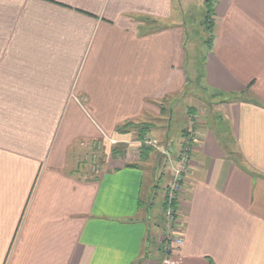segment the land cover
Masks as SVG:
<instances>
[{
  "label": "crops",
  "instance_id": "crops-1",
  "mask_svg": "<svg viewBox=\"0 0 264 264\" xmlns=\"http://www.w3.org/2000/svg\"><path fill=\"white\" fill-rule=\"evenodd\" d=\"M175 3L0 0V264H137L163 229L173 176L141 143L169 140L163 102L185 97ZM213 8L202 81L226 101L185 128L181 240L147 264H264V0ZM81 141L110 151L98 178L75 171Z\"/></svg>",
  "mask_w": 264,
  "mask_h": 264
},
{
  "label": "rangeland",
  "instance_id": "rangeland-1",
  "mask_svg": "<svg viewBox=\"0 0 264 264\" xmlns=\"http://www.w3.org/2000/svg\"><path fill=\"white\" fill-rule=\"evenodd\" d=\"M177 3H175V7L177 8V12L175 13L177 18L181 19L182 22L185 24V28H186V52H187V64H186V71H187V80H188V84H187V88L185 89V97L183 99H181L180 101L177 100V97H174V99L170 100L169 102L167 100H165L163 102V108L162 110L166 109L165 112L161 111V115L164 118V122L166 123V125H162L160 124L161 121L159 123H157V126H164L165 129L168 130L167 134L169 135V140H167L166 138L164 139H160L157 138L153 135H150L149 133L146 134L144 136V139L142 141V145L145 147L150 148V150H153L155 152L158 153V158H157V162L161 161V163L163 162L164 165L167 167V170L171 173V175L174 178V175L176 172H174L172 165H174V160L173 158H178L180 159L181 157H183L182 155L186 152L189 151V154L191 153V151H193L194 146L197 143V133L194 129H191L189 132V127L187 129L186 126L187 124L190 125V122L192 123V127L195 126V119L194 116L198 114L202 115L203 117L205 116L207 120L211 119V115L214 113L215 107L214 105L223 103L224 101H226L224 98H222L223 95H221L220 93H215L210 91L207 87H205V83L204 81H202V74H203V64H204V55L206 54V41L209 38V32L206 28V23H205V18H206V0H184V3H179V0H176ZM211 1V5L214 6V2L215 0H210ZM183 7V8H182ZM184 11V14H181V11ZM184 15V17H183ZM212 21H214V16H212ZM214 34V31L213 33ZM178 102V104L176 105V113L173 116V120L169 115V109L171 108V102ZM197 112L196 114H194L195 112ZM194 112V113H193ZM207 115V116H206ZM201 116V117H202ZM215 116V115H214ZM221 118V116L219 114H216V117ZM150 117H148L147 119H149ZM154 119V118H152ZM188 119V120H187ZM214 119V117H213ZM172 120V121H171ZM215 120V119H214ZM155 120H152L151 122H154ZM167 122H171L169 125H167ZM222 123H224L222 121ZM148 126L151 125H155L154 123L152 124H147ZM187 134V138L189 137V139L185 140L184 143H182L181 145V150L180 152L175 156L174 152H172V148L168 147V144L170 143L172 146L176 143L178 139L181 137V134ZM148 141L149 145L145 144V141ZM190 140H191V146L188 148L184 149V146H188L190 144ZM107 141V140H105ZM87 143L86 141H81L80 145L82 143ZM108 143V141H107ZM156 143H158V145H155ZM99 144H101L102 147V142H99ZM106 145V144H105ZM105 145H103L102 149L100 150V152L98 151V153L96 152L95 154H97V165L101 166L103 163H105L106 158H108L110 155V151L106 149H104ZM115 146V145H114ZM99 147V145H98ZM83 151H90L93 156L95 155L90 149L88 150L87 148L83 147ZM189 149V150H188ZM99 150V148H98ZM127 150V149H126ZM90 152H87V154H85L84 160L83 158H81L82 162H84V171H88L89 174V178H98L100 177V175L103 172V165L100 167L101 172L100 174H94L92 172V167H93V162H91L90 160ZM88 156L87 162H86V158ZM92 156V157H93ZM175 156V157H174ZM76 163V161H75ZM82 164V163H80ZM175 166L177 167V164H175ZM188 170V168H187ZM83 175V174H82ZM172 178V180H173ZM186 179V178H185ZM184 179V181H185ZM149 179L147 178V181ZM183 181V183H184ZM172 181L168 187V192L170 191V187H171ZM183 190V189H182ZM168 195V193H167ZM167 206H168V199L166 198V204L164 205L165 208V216H162V218L160 219L163 229H161V231H158L157 234L152 235V237H150V241L148 243H146L145 245V251L143 253V257L138 261L137 264H147L145 263V261H147L146 257L148 259H150L151 257L156 258V254L157 253H164V254H170L172 251L171 248V243L172 239H175V233L177 230V226L179 224V215H180V211L179 213H177V216L174 218L173 220V224L172 226H174L173 228V232H171V227H168V221L167 217L170 216L171 214V210L167 211ZM179 209V208H178ZM163 215V214H162ZM159 216V206L157 208V212L154 213V217H153V224H156L155 218H157ZM157 229V228H156ZM171 233V234H170ZM174 233V234H172ZM165 235H167V237H165ZM151 246V248H150Z\"/></svg>",
  "mask_w": 264,
  "mask_h": 264
},
{
  "label": "built area",
  "instance_id": "built-area-1",
  "mask_svg": "<svg viewBox=\"0 0 264 264\" xmlns=\"http://www.w3.org/2000/svg\"><path fill=\"white\" fill-rule=\"evenodd\" d=\"M149 142L146 140L145 141V144L149 145L148 144ZM99 145V147H98ZM103 143H102V147H103ZM155 145H158V143H156ZM82 147H85L87 148L88 150L92 149L91 151L95 154L96 152L98 153V151L100 152V150L102 149L101 147V144L99 143H82L81 144ZM150 146V145H149ZM99 148V150H98ZM189 150V149H188ZM87 152H90V151H87ZM93 154L90 152V160L91 162H93V167H92V172L94 174H100L101 172V169L99 165H97L98 161H97V154H95L93 157ZM183 157H181L179 159L178 162H174V165H172V168L174 170L175 175H174V178L172 180V184H171V187H170V191L171 193L169 194L168 193V196H167V199H168V206H167V211L168 210H171V214L169 217H167V220L170 219V221H168V227H171V232H173V228L174 226H172V224L174 223L173 220L174 218L177 216V213H179V200H180V197H181V194H182V189H183V181L185 179V175H186V172H187V168H188V165L187 164L188 162L190 163V155H189V151H186L183 155ZM87 159H88V156L86 158V162H87ZM175 164H177V167L175 166ZM180 166H183L184 169H180ZM178 231V228L176 230V233H175V239H172V242L170 241L171 243V248H173V245L180 241V235L177 233ZM179 232V231H178ZM171 234V233H170ZM174 234V233H172ZM165 237H167V235H165ZM172 253V252H171Z\"/></svg>",
  "mask_w": 264,
  "mask_h": 264
},
{
  "label": "trees",
  "instance_id": "trees-1",
  "mask_svg": "<svg viewBox=\"0 0 264 264\" xmlns=\"http://www.w3.org/2000/svg\"><path fill=\"white\" fill-rule=\"evenodd\" d=\"M206 18H205V23H206V28H207V30H208V32H209V38H208V40L205 42L206 43V49H209V50H211L212 49V44H213V41H214V34H212L213 33V30H214V26H215V22L214 21H212L211 19H212V16H215V14H214V8H213V6L211 5V1L210 0H206ZM130 127H134V124L133 123H126L125 125H123V126H119L118 127V129H117V131L119 132V133H126V131L130 128ZM143 130H147V127H144V129ZM84 162H82V164H80L79 166H77V169L75 170L76 172H79V173H81V174H83V175H86V173L88 172V171H84ZM171 255V253L170 254H167V256H170Z\"/></svg>",
  "mask_w": 264,
  "mask_h": 264
},
{
  "label": "bare ground",
  "instance_id": "bare-ground-1",
  "mask_svg": "<svg viewBox=\"0 0 264 264\" xmlns=\"http://www.w3.org/2000/svg\"><path fill=\"white\" fill-rule=\"evenodd\" d=\"M190 155V161H191V153L189 154ZM187 164H189V162L187 163ZM182 169H184V167L182 166ZM169 194L171 193V191H169L168 192ZM181 196H182V194H181ZM180 199H181V197H180ZM180 201V200H179Z\"/></svg>",
  "mask_w": 264,
  "mask_h": 264
}]
</instances>
